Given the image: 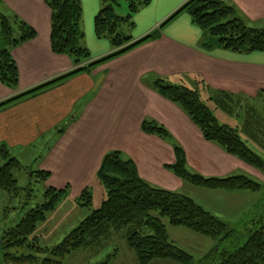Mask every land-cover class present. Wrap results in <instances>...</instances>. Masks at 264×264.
Instances as JSON below:
<instances>
[{
  "label": "crops",
  "instance_id": "crops-1",
  "mask_svg": "<svg viewBox=\"0 0 264 264\" xmlns=\"http://www.w3.org/2000/svg\"><path fill=\"white\" fill-rule=\"evenodd\" d=\"M185 1L151 0L149 14L144 16L148 22L134 33V39L154 31ZM223 1L233 5L249 26L264 24V0ZM81 2L83 45L94 62L113 54L116 48L95 33L101 0ZM0 12L19 16L38 32L34 39L12 49L20 81L16 88L0 82V103L73 69L70 57L52 51L51 9L45 0H0ZM139 20L144 24L142 18ZM202 39L203 30L191 16L185 11L179 13L165 24L158 38L0 109V144H5L28 171H49L51 175L44 185L70 188L66 199L71 197L78 205L85 189L103 184L98 170L104 156L119 150L135 161L140 176L151 185L189 195L233 228H243L246 222L241 220L249 210L250 194L195 187L169 167L177 162L175 145H179L188 168L194 172L217 177L260 176L264 182L262 171L205 139L184 109L162 96L154 85L156 79L163 78L197 89L221 123L238 129L253 151L264 154V51L205 49ZM223 93L235 98L231 111L213 98ZM249 99L259 108L246 104ZM219 111L237 121L221 120L216 113ZM145 122L164 127L169 138L146 131ZM38 147L43 150L40 155ZM179 229L168 227L172 241L180 245L173 235L185 233L199 245L197 249H202V236L185 227Z\"/></svg>",
  "mask_w": 264,
  "mask_h": 264
},
{
  "label": "trees",
  "instance_id": "trees-1",
  "mask_svg": "<svg viewBox=\"0 0 264 264\" xmlns=\"http://www.w3.org/2000/svg\"><path fill=\"white\" fill-rule=\"evenodd\" d=\"M45 1L51 9L52 51L70 57L74 67L62 76L1 102L0 109L28 96L37 95L160 36L161 29H156L137 40L125 32V28L135 25L132 20L134 14L151 0H125L129 7L127 16H121L116 11L120 0H101L102 7L94 21L95 33L98 38L107 37L116 51L93 62L89 49L83 45L85 33L82 28L81 0ZM184 11L203 30L201 45L205 49L218 47L236 52L264 51V27L249 26L233 5L221 0H187L163 25ZM37 34L36 29L19 16H8L0 12V82L4 85L16 88L20 81V72L12 49L34 39ZM154 85L162 96L178 103L184 109L205 139L217 143L226 152L264 173V158L248 146L238 129L218 120L197 89L173 84L163 78L156 79ZM213 98L222 108L231 111L235 101L233 96L223 93ZM143 127L146 131L162 137L170 136L167 129L155 123L145 122ZM175 150L177 162L169 167L177 176L195 187L225 191H259L264 187L262 183L243 174L217 177L194 172L187 166L183 148L175 145ZM0 155L6 160L0 167V188L8 191L12 197L21 196L25 192L23 206L28 205L36 196L35 206L6 232L2 242L7 248L27 245L34 249L36 254L6 253L5 260L8 263L65 264L62 258L68 253L97 245L112 232L124 230L128 244L137 253L139 264H150L154 259H170L181 264H192L193 255L169 238L168 226L163 221L167 218L170 226L185 227L214 240L213 247L194 264H264V207L257 214V219L247 222L245 229L239 232L196 203L189 195L156 187L145 181L140 176L135 161L126 158L119 150L108 152L98 170V177L107 191L101 206L91 211L59 244L43 247L39 244L38 237H31L38 225L45 222L48 215L67 197L68 187L57 189L45 186L42 199H39L40 196L35 194L33 185L20 187L14 170L22 169L23 165L11 155L5 144H0ZM32 173L37 183L47 182L51 175L46 170ZM78 202L80 206L90 209L93 204L92 190L85 189L78 197ZM237 234L247 236L244 243H239L233 248L226 246Z\"/></svg>",
  "mask_w": 264,
  "mask_h": 264
},
{
  "label": "rangeland",
  "instance_id": "rangeland-1",
  "mask_svg": "<svg viewBox=\"0 0 264 264\" xmlns=\"http://www.w3.org/2000/svg\"><path fill=\"white\" fill-rule=\"evenodd\" d=\"M223 1V0H221ZM228 4L227 2L223 1ZM82 3V2H81ZM83 7V5H82ZM148 4L140 7L139 11L134 14L132 20L135 25L132 27L125 28V32L134 38V33L139 30L140 26H144L147 24V19L144 17L147 11ZM162 9H160L161 11ZM116 11L121 16H127L129 14L128 3L125 0H120V5L116 6ZM84 14V12H83ZM86 14V12H85ZM149 14V12H148ZM83 16V15H82ZM139 18H142L144 24L141 25ZM83 19V17H82ZM165 21L159 22L158 25L154 28L163 29ZM250 26L256 27H264L262 23H253ZM109 40L107 37L102 38ZM110 41V40H109ZM256 101H246V104H253L256 108H259L258 104H254ZM220 119H226L232 123V121H237L231 116L229 117L227 114L223 112H216ZM38 149V150H37ZM38 151V155H40L43 150H39V147L36 148ZM256 150V149H255ZM259 153V151L256 150ZM264 156V154L259 153ZM38 157V156H37ZM6 163V160L0 155V167ZM31 167V166H30ZM31 170V169H29ZM33 171H28L25 167L22 169H15L14 176L18 180L20 187H25L28 185H33L35 189V194H39V199H42L41 195L45 191L46 187L45 183H37L36 178L33 176ZM254 180L262 183L264 182L259 178L260 176H251ZM93 191V204L90 209L87 207H82L75 202L74 199L68 197L64 198L62 202L59 204L57 209L54 212H51L48 215V218L45 222L38 225L37 230L35 231L34 236L38 237L39 244L43 247H52L59 244L65 236L70 233L75 227H77L88 215L96 208H99L106 198V188L103 184L95 185L91 187ZM37 190V192H36ZM71 190L68 188V191ZM248 194V208L242 218V223H247L252 221L253 219H257V214L264 207V187L259 191H245ZM25 201V192L21 194V196L12 197L11 194L0 188V264H12L8 263L5 260V254H36L35 250L26 246L23 247H4L2 245L3 238L6 235V232L14 227L23 216L35 206L36 196L30 201V203L26 206H23ZM156 213V212H155ZM163 221L167 224L168 227V219L164 218ZM246 227V226H245ZM237 229L239 232L245 229ZM179 230H183L177 227ZM185 230V229H184ZM192 234H197L193 231ZM174 234V233H173ZM197 236H202L197 234ZM177 237L180 247L186 249L190 252L194 261L192 264L197 263L200 258L203 257L204 251L211 249L214 244V241L206 236H202L204 238L202 243V249H197L199 245L195 244L191 241L189 237L185 235V233H179ZM247 236H241L237 234V236L232 237L227 243L226 246L233 248L235 245L243 244ZM31 241V239H30ZM60 259V258H59ZM65 264H139L138 256L136 251L128 244L125 231L122 230L120 232H112L106 239H103L101 243L79 248L71 253H68L64 258H62ZM150 264H181L176 261H172L170 259H154Z\"/></svg>",
  "mask_w": 264,
  "mask_h": 264
}]
</instances>
